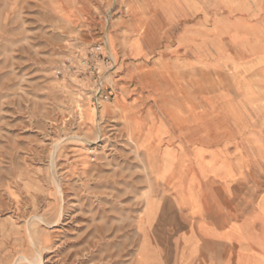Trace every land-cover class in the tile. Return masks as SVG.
<instances>
[{
    "label": "rangeland",
    "instance_id": "rangeland-1",
    "mask_svg": "<svg viewBox=\"0 0 264 264\" xmlns=\"http://www.w3.org/2000/svg\"><path fill=\"white\" fill-rule=\"evenodd\" d=\"M217 260L264 264V0H0V264Z\"/></svg>",
    "mask_w": 264,
    "mask_h": 264
},
{
    "label": "crops",
    "instance_id": "crops-1",
    "mask_svg": "<svg viewBox=\"0 0 264 264\" xmlns=\"http://www.w3.org/2000/svg\"><path fill=\"white\" fill-rule=\"evenodd\" d=\"M231 129L232 128H226V130L222 131V129L219 128L218 131L215 133V136L213 138L212 137L209 138V141L215 144L217 149H219V151L224 150L226 147H229L230 144H235V142L237 141L238 134L234 130H231ZM159 137H161V135ZM153 143L149 144L150 148H155V145H152ZM215 180L220 182L222 185H226L225 184L226 180L217 179V178H215ZM188 260L193 261V259H188ZM216 264H222V263H220V261L217 260Z\"/></svg>",
    "mask_w": 264,
    "mask_h": 264
},
{
    "label": "bare ground",
    "instance_id": "bare-ground-1",
    "mask_svg": "<svg viewBox=\"0 0 264 264\" xmlns=\"http://www.w3.org/2000/svg\"><path fill=\"white\" fill-rule=\"evenodd\" d=\"M202 85V84H201ZM207 86V85H206ZM205 86V87H206ZM201 87V86H200ZM197 88V87H196ZM199 88V87H198ZM200 89V88H199ZM192 120V119H191ZM36 257H39V256H36ZM21 259V258H20ZM36 259V258H35ZM40 259V258H39ZM37 260V259H36ZM42 260V259H41ZM35 261V260H34ZM38 261V263H39V260H37ZM36 262V261H35Z\"/></svg>",
    "mask_w": 264,
    "mask_h": 264
}]
</instances>
